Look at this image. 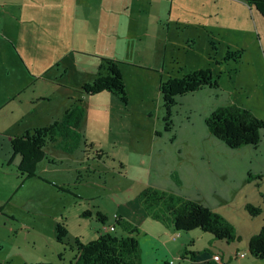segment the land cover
Masks as SVG:
<instances>
[{"label": "rangeland", "instance_id": "rangeland-1", "mask_svg": "<svg viewBox=\"0 0 264 264\" xmlns=\"http://www.w3.org/2000/svg\"><path fill=\"white\" fill-rule=\"evenodd\" d=\"M2 12L0 25H9L0 26V115L10 118L12 109L10 122L28 126L21 136L52 125L78 101L85 115L75 151L43 149L64 161L60 183L18 189L26 177L4 164L0 208L13 205L0 212V264H71L75 238L83 244L96 239L92 228L102 230L82 212L146 186L217 210L245 240L264 228V129L256 146L231 149L204 123L229 105L264 123V19L255 8L244 0H11ZM104 59L116 61L124 103L80 89ZM198 73L212 86L185 90L186 77ZM170 81L177 92L164 101ZM246 204L261 213L249 216ZM152 223L165 230L143 223L137 240ZM174 233L168 260L175 264H190L177 257L182 244L202 252L211 237Z\"/></svg>", "mask_w": 264, "mask_h": 264}, {"label": "trees", "instance_id": "trees-1", "mask_svg": "<svg viewBox=\"0 0 264 264\" xmlns=\"http://www.w3.org/2000/svg\"><path fill=\"white\" fill-rule=\"evenodd\" d=\"M264 19V0H244ZM116 61L102 60L97 77L92 84L81 86L85 95L94 96L107 92L121 102H125L124 84L116 68ZM184 89L194 90L201 86H212L206 73L193 74L186 77ZM178 84L168 82L161 88L163 100L176 93ZM170 100V98H169ZM84 109L80 101L72 104L63 116L52 125L35 129L11 142L13 155L21 157L17 167L20 175L30 178L34 176L35 166L44 159L43 149L47 144L56 143L57 148L66 153L75 151L81 143L80 126L84 119ZM210 135L223 142L228 148L238 149L242 146H256L258 132L264 129V123L251 112L236 105L217 107L204 120ZM59 140V142H56ZM95 153L100 154V151ZM261 180V176H255ZM258 187L259 185L256 184ZM137 201L149 218L160 223L165 228L176 232L200 230L211 234L215 239L232 242L239 240L234 227L218 213L203 207L201 204L178 195L146 187L137 194ZM244 209L249 216L255 217L261 213V208L246 204ZM83 217L91 219L94 216L103 227L107 217L90 210L82 212ZM115 225L121 234L102 232L96 239L79 243L75 240V254L71 264H140V247L137 240L139 229L124 218L117 216ZM113 229V228H112ZM56 240L62 241L63 227L56 225ZM248 252L254 258H264V228L248 240ZM192 259V258H191ZM70 264V263H69ZM210 264V263H206Z\"/></svg>", "mask_w": 264, "mask_h": 264}, {"label": "crops", "instance_id": "crops-1", "mask_svg": "<svg viewBox=\"0 0 264 264\" xmlns=\"http://www.w3.org/2000/svg\"><path fill=\"white\" fill-rule=\"evenodd\" d=\"M10 1L11 0H0V18L3 16V12H2L3 8L5 7L6 3ZM8 25L9 23L8 24L5 23L3 25L1 24L0 26H4V30H6V27ZM15 48H17V46H15ZM63 107H66V104ZM2 108H3V104L0 105V112ZM32 112L36 113L37 108L36 109L33 108ZM10 113H12V116L14 115L12 109H10ZM12 116L10 118H12ZM10 118H5L4 115H0V127L4 128V126L6 125V127L8 128V132L0 134V174H3L2 171L4 170V164H6L7 168L11 167L12 164L15 165L17 164L16 166V170H17L21 157L19 155H15V156L13 155L11 149V142L14 138L21 137L22 131L28 127L27 125L19 124L20 122L19 119H12V121L16 123V125H14L13 123L10 122ZM52 120H54V117L52 118ZM31 125L32 126L34 125L33 121H31ZM34 127L37 128V126ZM6 137H8V139ZM56 142H59V140H57ZM55 144L50 143L49 145L55 151L61 152L64 155L69 154L59 150L57 148V145L55 146ZM63 165H64V161L59 160V158H56V160L49 158L48 154L45 153L44 159L40 160V162L36 164L33 177L23 178L24 181L20 180L21 177L19 178V184L21 185V187L20 188L18 187V189L34 190L36 187L42 188L44 186H45L44 188H46V185L48 184L42 182L41 181L42 179L50 181L53 184L60 183L62 181L61 180L62 174L60 171H58V168L59 166H63ZM146 187H141L139 191L133 194L129 193L128 197L122 195L116 202H113V200L107 198L108 204H106L104 208H101L99 205L98 211L95 212L96 213L99 212L100 214L105 215L107 217V220L105 223L106 226L103 227L100 224L102 228L101 231L100 230L96 231L95 228H92L93 232H95L96 234V237L97 235L101 234L102 231L106 233L115 232V234L119 232L118 235L121 234L120 229L114 226L115 225V223L113 222L114 214L134 224L139 230H141L143 223L156 222L146 215V213L144 212V210L137 201V194ZM3 201L5 200L0 199V203ZM8 205H13V203L9 202V200L6 201L5 206L4 207L1 206L2 208H0V212H2L4 208L6 209ZM28 209H29L28 211H35L33 204L30 205ZM211 210L215 211L214 209ZM8 217H12L11 219L13 218L16 219L15 214L12 212L8 214ZM156 223L161 225L158 222ZM139 225H141V228H139ZM162 227L165 230L159 229L157 225L152 223L150 228L142 232V236L140 237V240H138L140 247V264H144V256H147V264H175V262H173L172 260H168V257L169 255H171L170 247L172 246V242L176 241L178 235L174 233L176 231H174L173 229L165 228L164 226ZM237 234L239 235L240 239L238 241L234 240L232 242H226L225 240L215 239L210 234L211 237L207 239L208 246L207 248H203L202 252L192 249L189 250L187 248L188 245L185 242L178 248L177 257H179L181 261L190 262V264H206V263L219 264L212 260V254L219 253L221 255L222 260L225 261L227 264H264L263 263L264 258L262 260H256L254 258H248L246 256V252L247 254H249L248 240L254 234H249L246 240L244 236H241L239 233ZM138 236L139 234L137 235V237ZM92 240H85V243L90 242ZM239 255H244V256L240 257ZM245 260L248 261L245 262Z\"/></svg>", "mask_w": 264, "mask_h": 264}, {"label": "built area", "instance_id": "built-area-1", "mask_svg": "<svg viewBox=\"0 0 264 264\" xmlns=\"http://www.w3.org/2000/svg\"><path fill=\"white\" fill-rule=\"evenodd\" d=\"M116 219V215H113V220ZM240 257H243L244 255H239ZM212 260L214 262H217L219 264H227L225 261L222 260L221 255L219 253H213L212 254Z\"/></svg>", "mask_w": 264, "mask_h": 264}, {"label": "clouds", "instance_id": "clouds-1", "mask_svg": "<svg viewBox=\"0 0 264 264\" xmlns=\"http://www.w3.org/2000/svg\"><path fill=\"white\" fill-rule=\"evenodd\" d=\"M117 217V216H116ZM115 221V220H114Z\"/></svg>", "mask_w": 264, "mask_h": 264}]
</instances>
